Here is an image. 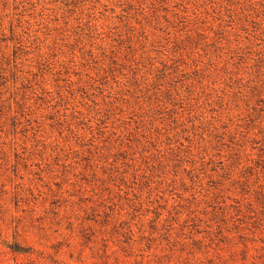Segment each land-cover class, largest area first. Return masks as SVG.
<instances>
[{
  "label": "rangeland",
  "instance_id": "1",
  "mask_svg": "<svg viewBox=\"0 0 264 264\" xmlns=\"http://www.w3.org/2000/svg\"><path fill=\"white\" fill-rule=\"evenodd\" d=\"M0 264H264V0H0Z\"/></svg>",
  "mask_w": 264,
  "mask_h": 264
}]
</instances>
